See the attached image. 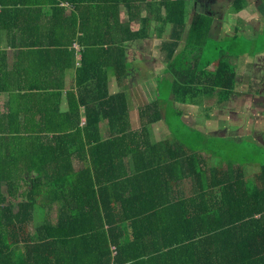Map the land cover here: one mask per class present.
Here are the masks:
<instances>
[{
    "label": "trees",
    "instance_id": "trees-1",
    "mask_svg": "<svg viewBox=\"0 0 264 264\" xmlns=\"http://www.w3.org/2000/svg\"><path fill=\"white\" fill-rule=\"evenodd\" d=\"M47 1L56 6L54 18L41 27L36 11ZM60 1L78 4L79 11L93 4L92 0H0V32L7 33L9 49L26 51L20 64H0V96H10L4 114L0 108V264H264V164L248 176L249 168L244 171L233 162L211 168L204 157L197 160L189 153L186 161H180L176 153L165 170L170 176L161 185L168 197L157 198L155 191L161 187L146 180L148 170L140 175L121 166L137 160L149 139L147 130H132L127 94L109 95L105 89L103 95L97 91L92 103L83 96L78 103L69 91L66 106L64 87L47 83L52 74L64 77L76 66L69 50L79 42L86 48L83 66L77 70L79 82L109 80L118 72L120 76V70L126 79L128 65L115 63L110 52L117 48L116 42H94L109 49L106 69L98 71L89 66L91 41L86 37L103 27L113 34L120 28L119 5L135 16V4L145 0H94L100 9L90 17L84 12L82 17L76 13L66 17ZM186 3L161 0L166 10L161 25H172L178 36L189 31L192 40L209 25L195 17L189 27ZM242 3L237 0L234 5ZM42 28L70 32L74 38L45 49L36 40ZM78 33L83 38H76ZM28 34L35 39L20 40ZM122 44L118 49L125 58ZM4 54L0 52V58ZM222 61L218 85L230 92L234 74L227 78L231 69ZM41 77L44 82L39 84ZM151 108L156 107L141 113ZM105 123L111 137L102 141ZM52 133L56 135H48ZM86 146L94 162L91 167L77 166L84 161ZM100 146L101 156H107L104 162L94 158Z\"/></svg>",
    "mask_w": 264,
    "mask_h": 264
},
{
    "label": "crops",
    "instance_id": "crops-1",
    "mask_svg": "<svg viewBox=\"0 0 264 264\" xmlns=\"http://www.w3.org/2000/svg\"><path fill=\"white\" fill-rule=\"evenodd\" d=\"M236 1L187 0L186 20L189 27L195 17L203 18L209 25L207 32L197 34L192 40L189 31L184 36H178L172 25H161L166 20V10L161 8V0H145L135 4V16L124 5H119L117 23L120 28L111 34L103 27L98 32L88 34L86 39L91 41L89 66L97 67L98 71L106 69L103 63L109 49L105 45H94V42L113 39L117 48L110 52L114 55L115 63L123 61L128 65L126 79L121 76L120 70V76L117 71V75L110 76L109 80L94 78L79 82L77 70L83 66V53L86 50L79 42L69 50L75 56L76 66L69 69L64 77L56 76L58 72L52 74L47 83L58 88L64 87L66 106L69 91L75 94L78 103H81L82 96L92 103L97 91L103 95L105 89L109 95L119 92L127 94L132 112L129 114L132 130L137 133L147 130L149 139L141 153L137 154V160L125 162L121 166L128 168V172L132 169L135 173L139 171L140 175L148 170L146 180L159 187L170 176V172L165 173V170L172 165L173 154H179L180 161H186L189 153L194 154L197 160L204 157L208 167L218 168L224 162L229 165L232 163L226 160L218 164L219 144H241L249 139L257 147L262 146L264 151V0H244L238 7L234 5ZM60 2V7L66 9V17H72L73 13L82 17L81 12L90 17V14L93 16V12L98 13L100 9L99 2L94 0L93 4L87 5L88 8L82 7L80 11L78 4L72 1ZM85 3H89V0ZM55 7L49 1L37 7L36 20L41 27L54 18L52 10ZM99 17L105 20L104 16ZM146 19L149 21L147 25L143 22ZM124 24L128 25L126 30ZM76 25L77 30H80L81 19ZM69 33L50 32L42 28L36 40L48 47L45 49H53L57 41L68 42L73 39L74 36L72 38ZM81 37L82 33L76 35V38ZM125 37L127 40H124ZM30 39L35 38L28 34L20 40L26 42ZM8 41L7 33L0 32V52L6 53L0 58V64H20L24 57L22 52L26 51L9 49ZM120 43L126 45L122 46L125 58H122L118 49ZM244 45L248 48L240 49ZM221 61L226 62L231 69L230 74L226 73L227 78L234 74L230 92L218 85L217 72ZM37 80L39 84L44 82L42 77ZM9 103V94H2V114ZM151 106L156 108H151L147 114L141 113V109ZM191 106L195 108L194 113L187 112ZM81 107L82 124L85 126L86 109L83 105ZM142 115H145L144 118ZM100 135L102 141L111 137L106 123ZM213 140L218 144L212 145ZM94 151L98 153L94 154L95 161L104 162L107 159L105 154L101 156V146ZM83 160L77 166L91 167L94 162L88 146ZM261 166L258 165L254 170L259 171ZM119 172L122 174L125 170ZM251 174L249 170L248 176ZM168 192L172 194L171 190ZM155 193L160 199L168 197L162 187L156 189Z\"/></svg>",
    "mask_w": 264,
    "mask_h": 264
},
{
    "label": "rangeland",
    "instance_id": "rangeland-1",
    "mask_svg": "<svg viewBox=\"0 0 264 264\" xmlns=\"http://www.w3.org/2000/svg\"><path fill=\"white\" fill-rule=\"evenodd\" d=\"M219 2H226L228 0H217ZM212 4V3H211ZM248 48L247 45L241 46L240 49ZM238 51H240L238 49ZM194 106H191L187 109V112L194 113ZM179 139V138H178ZM216 141L213 140L211 142L212 145H217ZM228 142V141H227ZM252 140H245L241 144H228L223 143L218 146V160L219 165L223 163V161L229 160L233 162V164L242 165L244 171L249 168L251 173H255L254 168L258 167V165L264 164V151L262 150V146L257 147L255 144H252Z\"/></svg>",
    "mask_w": 264,
    "mask_h": 264
}]
</instances>
